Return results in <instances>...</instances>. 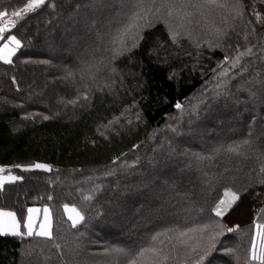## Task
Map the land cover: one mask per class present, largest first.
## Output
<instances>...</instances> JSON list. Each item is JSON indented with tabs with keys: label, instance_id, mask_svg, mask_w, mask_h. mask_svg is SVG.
<instances>
[{
	"label": "trees",
	"instance_id": "trees-1",
	"mask_svg": "<svg viewBox=\"0 0 264 264\" xmlns=\"http://www.w3.org/2000/svg\"><path fill=\"white\" fill-rule=\"evenodd\" d=\"M168 2L174 5L173 24L183 23L181 31L191 32V38L182 35L173 44L157 22L130 56L112 62L115 74L101 66L95 79L83 69L110 55L105 51L109 28L123 19L118 11H127L119 0H48L16 20L12 34L22 47L12 64L0 61L5 75L0 77V166L23 179L0 189V209L14 212L24 232L27 209L47 207L54 239L0 235V264H113L116 258L104 249H138L165 228L205 224L211 226L208 232L216 224L235 230L225 229L204 264H246L253 221L264 222L259 213L264 184L257 182L264 176V2L242 0L244 14L235 19L229 8L196 10L188 0ZM24 3L2 0L0 11L11 15ZM167 11L164 7L159 15L167 18ZM217 28L227 31L224 47L210 50L203 41L215 43ZM33 32L41 36L33 38ZM193 41H200V48ZM237 46L252 53L237 68L225 64L228 76L215 75L210 69L225 55L235 56ZM133 101L136 107L119 123L100 128L107 139L100 135L98 127ZM245 139L249 144H241V154L228 151ZM35 163L52 170L13 167ZM225 189L240 199L217 217L212 209ZM85 195L92 200L85 202ZM65 204L85 215L76 228Z\"/></svg>",
	"mask_w": 264,
	"mask_h": 264
},
{
	"label": "snow or ice",
	"instance_id": "snow-or-ice-1",
	"mask_svg": "<svg viewBox=\"0 0 264 264\" xmlns=\"http://www.w3.org/2000/svg\"><path fill=\"white\" fill-rule=\"evenodd\" d=\"M48 0H26L18 10L11 12V16L14 19L8 20L5 17L8 15L6 11H0V61L4 64H12V58L16 55L17 51L22 47V42L17 38L15 34H12V29L16 27V20L23 19L28 13H32L35 10L46 5ZM264 2V0H262ZM189 6L193 9L200 10L208 6L229 8L234 13L233 18L242 17L244 14V5L242 0H232L231 3H223L220 0H188ZM120 8H126L125 12H117L118 16L123 17L122 20L117 22L115 28H109L108 39L105 42V51L110 53L107 57H100V59L93 63L85 65L83 72H87L89 79H95V72L100 70V67H107L113 74L117 72L116 67L112 64L113 61L117 60L121 56L131 55L134 49L138 48L141 41L145 39L144 33L147 29L155 27L157 22H162L168 32V36L173 44L178 43V39L182 36H188L191 38V32L181 31L184 29V24L180 23L174 25L172 22L173 7L174 5L169 3L168 0H161L159 6L156 4V0H119ZM167 7V18L163 15H159L161 9ZM55 8V5H53ZM191 15V13H186ZM259 19V13H256ZM183 21L184 17H179ZM191 23V20H188ZM216 40L215 43L209 40L203 41L207 44L209 49L222 48L224 47V39L227 36V31L223 29H215ZM100 40H104V36H99ZM196 48H200V41H193ZM252 49L247 48L245 52H241L239 47L236 48V55L229 57L225 55L221 61H219L215 68L210 69L215 75L220 77L228 76L229 68H225L224 65L230 62L231 68H237L240 65V61L245 54H251ZM191 55V53H189ZM200 53H197L199 56ZM210 58V57H209ZM199 63V61H197ZM204 67H207L206 65ZM196 69V65L193 66V70ZM219 69V71H217ZM201 71L204 69L201 68ZM247 71V67H241L240 73ZM215 75L213 79H215ZM83 78V74H82ZM13 83L15 79L13 78ZM220 88V84L216 85ZM217 95H220L218 92ZM87 98V97H85ZM69 103H75L74 100L68 101ZM136 104L133 101L131 106H126L124 111L119 116H113L106 125L98 127L97 131L100 135L107 136L104 132L100 131V128H108L114 123H119L120 118L124 116L125 112H130L132 108H135ZM177 109H181L182 105L177 102L175 104ZM136 119L139 120L140 113H135ZM47 119V117H45ZM131 124V119L126 121ZM176 131V129H173ZM248 145L249 140L245 139L235 146L228 148V151L236 154L240 153V146ZM115 163V160L113 161ZM134 166V165H132ZM13 167L21 169V171H32L34 169L50 172L51 166L45 163H35L30 165H14ZM7 172L8 175H4ZM261 172L264 173V168H261ZM112 172L106 173V175H112ZM22 176L11 174V169L0 166V189L3 188L5 183H14L17 180H22ZM88 179H91L89 177ZM258 183L264 184V176H261ZM91 195H85L84 201L92 200ZM49 200L53 199L51 195L48 197ZM240 199L237 192L231 189H225L224 198H221L216 206L212 209L217 217H223L224 214ZM65 212L68 220L71 221L72 228H76L85 220L84 213L77 209L75 206L69 207L68 204L64 205ZM39 210L36 208L27 209V218L23 220V227L27 230L21 232L20 226L21 221L17 220L16 214L12 211H6L0 209V235L11 234L13 236L27 235L29 237H44L48 240H53L52 234V218L50 211L47 207L43 209L44 219L43 222L36 227V213ZM259 213H264V207L259 209ZM254 235L252 237L250 255L246 264H264V222L258 220L253 221ZM211 226L208 224L200 227L179 229L175 227L165 228L163 231H157L151 235V244L149 246H141L138 249L134 247H111L104 249L106 255L114 256L116 259L113 264H204L205 259L208 257L211 251L216 248L217 239L219 236L224 234L226 229L227 232H233V227H226L223 224H216L211 232L207 230ZM238 227V226H236ZM171 233V235H169ZM190 233H198V235H190ZM164 237V240H161ZM165 240L167 244H165ZM162 245V246H158ZM55 247L59 249L61 246L55 244ZM233 249H225V252L231 254Z\"/></svg>",
	"mask_w": 264,
	"mask_h": 264
},
{
	"label": "rangeland",
	"instance_id": "rangeland-1",
	"mask_svg": "<svg viewBox=\"0 0 264 264\" xmlns=\"http://www.w3.org/2000/svg\"><path fill=\"white\" fill-rule=\"evenodd\" d=\"M2 0H0V2H1ZM66 2L67 3H69L70 2V0H66ZM42 32V31H41ZM41 32H38L39 34L38 35H40L41 36ZM35 32H33V35H32V37L34 38L35 36H38ZM43 50H44V48H42L41 49V52H43ZM4 72L3 71H0V77L1 78H4ZM19 89H20V91H22V92H25L24 90H25V84L24 83H22V84H19ZM171 144V143H170ZM153 195V194H152ZM150 197L151 196H149L148 197V199H146V202L150 199ZM222 198H224V194H223V197ZM10 204H14V203H12V202H10ZM31 208H36V209H38L37 207H31ZM44 209V208H43ZM43 209H41V211L39 210L35 215H36V220H37V218H39V215H40V221H38V224L36 223V227L38 228L39 227V224L41 223V222H43V219H44V212H43Z\"/></svg>",
	"mask_w": 264,
	"mask_h": 264
},
{
	"label": "crops",
	"instance_id": "crops-1",
	"mask_svg": "<svg viewBox=\"0 0 264 264\" xmlns=\"http://www.w3.org/2000/svg\"><path fill=\"white\" fill-rule=\"evenodd\" d=\"M40 211H41V208H39V207H37ZM43 209V208H42ZM27 215H28V213L26 212V217H25V219L27 218ZM39 218H40V215H39ZM39 218H37V224H38V221H40V219ZM18 220V219H17ZM24 232L26 233V229L24 228ZM2 235H10V236H13V235H11V234H2Z\"/></svg>",
	"mask_w": 264,
	"mask_h": 264
},
{
	"label": "built area",
	"instance_id": "built-area-1",
	"mask_svg": "<svg viewBox=\"0 0 264 264\" xmlns=\"http://www.w3.org/2000/svg\"><path fill=\"white\" fill-rule=\"evenodd\" d=\"M5 19H8V20H10V18H9V17H5Z\"/></svg>",
	"mask_w": 264,
	"mask_h": 264
}]
</instances>
